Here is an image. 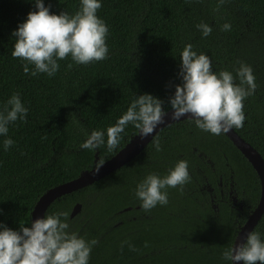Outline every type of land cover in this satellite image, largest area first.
Listing matches in <instances>:
<instances>
[{
  "label": "trees",
  "instance_id": "1",
  "mask_svg": "<svg viewBox=\"0 0 264 264\" xmlns=\"http://www.w3.org/2000/svg\"><path fill=\"white\" fill-rule=\"evenodd\" d=\"M44 3L56 14L79 8V0ZM35 10L33 0H0V108L16 92L29 109L24 121L9 125L15 143L0 149V222L7 227L29 224L48 188L93 167L95 157L110 158L137 132L129 124L112 152L104 145L80 148L92 130L113 125L135 95L149 93L170 109L187 43L210 57L215 72L235 76L238 61L252 66L257 88L244 100L243 126L234 129L264 158V0L219 6L217 0H102L97 15L109 28L107 59L78 65L66 57L52 77L25 73L11 56L13 30ZM200 22L212 27L207 37L195 27ZM225 22L228 31L220 28ZM156 137L161 151L151 139L121 167L54 199L44 215L66 211L71 231L97 240L89 264H230L222 252L260 195L255 170L224 133L202 131L188 119L164 126ZM178 159L188 161L190 181L182 190L167 189V205L142 210L134 196L138 181L150 172L167 174ZM230 184L236 204L220 195ZM75 203L80 210L70 216ZM252 231L264 234V213Z\"/></svg>",
  "mask_w": 264,
  "mask_h": 264
},
{
  "label": "clouds",
  "instance_id": "2",
  "mask_svg": "<svg viewBox=\"0 0 264 264\" xmlns=\"http://www.w3.org/2000/svg\"><path fill=\"white\" fill-rule=\"evenodd\" d=\"M35 11H29L23 22L13 30L14 44L11 56L19 58L23 71L31 76L44 73L52 77L58 71V60L70 57L78 65L107 59L109 48L106 38L109 28L97 15L102 0H79V8L69 14L50 12L51 5L44 0H33ZM224 0H217V6ZM203 37L212 32V27L200 22L195 25ZM222 31L231 28L225 22ZM233 71L212 70V61L204 53H197L191 43L184 45L179 54L180 83L168 97L171 118L184 116L195 126L213 135L228 133L240 128L245 121L244 100L253 95L257 88L252 66L238 61ZM29 65H33L31 71ZM71 68L72 64H68ZM238 80V83L234 81ZM164 101L149 93L135 95L126 111L106 130H92L80 144V148L94 150L101 145L108 152L115 150L129 124L143 139L164 123ZM29 109L22 103L19 93L14 92L0 108V149L8 151L15 143L7 136L9 125L24 121ZM156 152L161 151L158 137L152 138ZM105 161L96 162L93 173H98ZM188 161L178 159L167 174H146L135 186L134 196L142 210L148 211L168 203V188L182 190L191 179ZM69 213L57 211L32 219L18 229L0 222V264H89L90 252L97 240H86L76 231L70 230ZM129 247H132L129 245ZM223 259L230 264H264V234L248 232L242 243L235 244L222 252Z\"/></svg>",
  "mask_w": 264,
  "mask_h": 264
},
{
  "label": "water",
  "instance_id": "3",
  "mask_svg": "<svg viewBox=\"0 0 264 264\" xmlns=\"http://www.w3.org/2000/svg\"><path fill=\"white\" fill-rule=\"evenodd\" d=\"M165 111L168 112L164 117L163 124L158 125L157 128L154 129L152 134L143 139L138 136V131L133 134L130 139L115 154H113L110 158L104 160L105 163L100 168L98 173H93V169L96 164L95 157L93 167L82 170L79 175L73 179L48 188L36 201L31 212V220L37 217H42L45 214L46 208L54 199L60 197L63 194L70 193L74 190L84 187L127 163L131 158L138 154L141 149H143L145 145L152 139V137L164 126L185 119V117L182 116L179 120H173L171 118V109ZM224 134L230 139L235 147L252 165L257 174L260 185V195L258 201L244 223L239 227L232 243V246H234L235 244H240L243 242L245 235L248 232L252 231V229L264 213V158L262 157L260 152L255 147H253V145L247 142L243 137H241L234 128L229 130L228 133ZM129 208L130 207H126L124 210H127ZM79 210L80 203H75L71 209L70 216H73ZM237 264H243V262H237Z\"/></svg>",
  "mask_w": 264,
  "mask_h": 264
},
{
  "label": "flooded vegetation",
  "instance_id": "4",
  "mask_svg": "<svg viewBox=\"0 0 264 264\" xmlns=\"http://www.w3.org/2000/svg\"><path fill=\"white\" fill-rule=\"evenodd\" d=\"M226 195L228 198H230L231 200H232V202L234 203V204H236V197L234 196V194H233V190H232V187H231V184H230V186L226 189V191L224 192L222 189L220 190V195L221 196H223V195ZM258 201V200H257ZM257 203V202H256ZM256 205V204H255ZM237 208H239V209H241L242 208V206H241V204H238V207ZM254 208V207H253ZM252 208V209H253ZM252 209H250L249 211H248V213L246 214V218L248 217V215L251 213V211H252ZM246 218H245V220H246ZM244 220V221H245ZM244 221H243V223H244ZM242 223V224H243ZM241 224V225H242ZM240 225V226H241ZM239 226V227H240ZM239 229V228H238ZM238 231V230H237ZM237 233V232H236ZM236 235V234H235ZM257 264H259V262H257Z\"/></svg>",
  "mask_w": 264,
  "mask_h": 264
}]
</instances>
